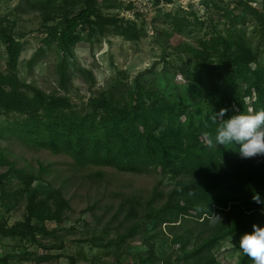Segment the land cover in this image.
Wrapping results in <instances>:
<instances>
[{
	"label": "trees",
	"instance_id": "obj_1",
	"mask_svg": "<svg viewBox=\"0 0 264 264\" xmlns=\"http://www.w3.org/2000/svg\"><path fill=\"white\" fill-rule=\"evenodd\" d=\"M58 1L64 6H81L50 33L61 53L59 74L65 82L66 61L84 38L90 40L96 34L119 35L127 40L139 38L141 30L135 23L102 15L97 0H22L21 4L24 9L49 10ZM246 14L254 15L264 27L260 11L239 0L235 7L224 12L228 24L224 33L213 32L199 38L197 46L188 50L186 62L172 74L161 71L160 80L168 89L157 81L145 82L141 78L130 83L118 81L90 98L88 108L83 111L74 108L66 96L47 94L21 82L15 71L22 43L0 29L8 57L7 72H0V108L6 115L0 130L25 145L46 146L81 163L91 162L127 172L153 169L159 174L181 177L164 204L145 211L142 221L131 228L128 236L155 231L165 224L172 244L178 246L179 264H215L216 256L206 254L217 243L238 231H252L253 224H264V205L252 200L254 193L264 199V156L243 159L238 153L239 145L208 147L210 136L215 135L216 127L222 123H213L210 118L221 109L228 110L225 119L264 109V64L259 60L264 46L261 50L254 49L245 29L240 27L245 24ZM190 15L197 19L194 13ZM171 25L181 33L191 21L173 16ZM261 40L264 43V33ZM177 75L183 78L186 90L174 97L170 85ZM9 168L20 185L11 189L4 181L7 176L2 175V202L6 205L12 200L25 199L26 214L12 225L0 221V236L38 244L40 236L54 232L45 221L61 224L66 219L69 201L51 183L43 189L33 187L41 173L14 165ZM186 175L191 178L185 179ZM218 215L224 217L208 236L197 242L186 229L179 231L180 223L170 225L177 216L209 221ZM125 238H113L103 246L118 250ZM190 244L192 247L187 248ZM24 252L29 256L24 260L54 258ZM147 256H153L151 249L147 250ZM147 260L139 257L130 264H145ZM252 262L240 254L239 264ZM116 264L128 263L117 261Z\"/></svg>",
	"mask_w": 264,
	"mask_h": 264
},
{
	"label": "rangeland",
	"instance_id": "obj_2",
	"mask_svg": "<svg viewBox=\"0 0 264 264\" xmlns=\"http://www.w3.org/2000/svg\"><path fill=\"white\" fill-rule=\"evenodd\" d=\"M21 1L0 0V29L22 43L15 71L18 79L47 94L66 96L74 108L83 111L88 108L90 98L118 81L130 83L141 78L145 82L157 81L161 87L166 85L160 80L161 71L172 74L186 62L188 50L197 46L199 38L213 32L224 33L228 25L224 12L235 7L239 0H160L158 3L150 0L149 5L140 3V6L118 0H97L98 12L102 15L135 23L141 30L139 38L127 40L113 34L105 37L96 34L90 40L84 38L66 61V82L59 74L61 53L50 33L63 18L75 14L81 6H64L58 1L49 10L24 9ZM242 1H247L264 16V0ZM191 12L197 19H193ZM173 16L186 17L191 25L178 33L171 25ZM246 17L240 27L245 29L252 47L261 50L264 27L254 15L246 14ZM259 56L260 63L264 64V52ZM7 61L6 46L0 38V72H7ZM173 81L171 94L174 97L184 94L183 78L177 75ZM5 119L4 110L0 108V125ZM11 165L41 173V178L32 186L43 189L51 183L62 190L70 208L61 224L45 221L54 232L47 237L40 236L38 244L0 236V264H116L117 261L130 264L139 257L148 259L145 264H179L176 261L178 246L172 244L165 224L155 231L128 235L131 228L142 221L145 211L164 204L181 177L159 174L153 169L127 172L91 162L81 163L67 153L46 146L25 145L0 130V178L6 175L5 183L14 189L20 184L10 171ZM25 204V199L3 204L0 191V221L12 225L22 220L26 214ZM218 217L197 221L192 216H177L173 220L176 222L170 225L180 223L179 231L186 229L197 242L208 236L224 216ZM243 233L238 231L227 236L206 254L207 257L216 256L215 264H239L241 251L236 247ZM121 236L126 238L118 250L103 246ZM190 247L191 244L187 246ZM148 249L152 250L151 258L147 256ZM24 251L36 257L51 255L54 258L24 260L29 257Z\"/></svg>",
	"mask_w": 264,
	"mask_h": 264
},
{
	"label": "clouds",
	"instance_id": "obj_3",
	"mask_svg": "<svg viewBox=\"0 0 264 264\" xmlns=\"http://www.w3.org/2000/svg\"><path fill=\"white\" fill-rule=\"evenodd\" d=\"M227 111L221 109L210 118L213 123H222L216 127L215 135L210 136L208 147L239 145L238 153L243 159L264 156V109L234 114L225 119ZM252 200L264 205L259 193H254ZM239 249L253 264H264V224H253L252 231L243 233L239 238Z\"/></svg>",
	"mask_w": 264,
	"mask_h": 264
},
{
	"label": "built area",
	"instance_id": "obj_4",
	"mask_svg": "<svg viewBox=\"0 0 264 264\" xmlns=\"http://www.w3.org/2000/svg\"><path fill=\"white\" fill-rule=\"evenodd\" d=\"M118 1L125 2L127 4H133L134 6H137V5L140 6V3L142 5H149L150 3V0H118Z\"/></svg>",
	"mask_w": 264,
	"mask_h": 264
}]
</instances>
